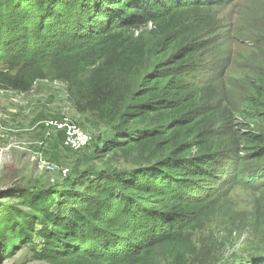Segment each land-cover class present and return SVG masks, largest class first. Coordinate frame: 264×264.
<instances>
[{
    "label": "trees",
    "instance_id": "trees-1",
    "mask_svg": "<svg viewBox=\"0 0 264 264\" xmlns=\"http://www.w3.org/2000/svg\"><path fill=\"white\" fill-rule=\"evenodd\" d=\"M227 1L0 0V91L63 82L77 114L116 128L105 152L147 163L55 205L39 234L49 264H190L215 190L264 178V20L244 73L224 79L211 8ZM257 192L264 226V183Z\"/></svg>",
    "mask_w": 264,
    "mask_h": 264
},
{
    "label": "rangeland",
    "instance_id": "rangeland-1",
    "mask_svg": "<svg viewBox=\"0 0 264 264\" xmlns=\"http://www.w3.org/2000/svg\"><path fill=\"white\" fill-rule=\"evenodd\" d=\"M211 16L217 23L214 33L222 37L219 42L231 58L224 79H239L244 59L254 52L250 36L261 33L264 0L218 3ZM142 32L151 44L155 42L151 28ZM65 118L91 134L90 147L73 151L65 147L63 133L45 125ZM115 133L116 128L77 114L63 82H38L28 95L0 91V264H49L45 239L39 234L52 228L53 214L60 215L55 205L66 203L71 210L82 196L93 195V184L147 164L105 152L103 141L115 138ZM248 181L254 185L231 183L215 190L194 234L199 252L190 264H242L250 257H262L264 226L255 218V204L262 200L263 192L257 188L264 178ZM26 188L44 194L37 199L15 192Z\"/></svg>",
    "mask_w": 264,
    "mask_h": 264
},
{
    "label": "built area",
    "instance_id": "built-area-1",
    "mask_svg": "<svg viewBox=\"0 0 264 264\" xmlns=\"http://www.w3.org/2000/svg\"><path fill=\"white\" fill-rule=\"evenodd\" d=\"M47 127L52 128L56 132L63 133L65 137L64 145L65 147L73 150H84L90 147V144L93 141V137L90 133L83 130L77 123L70 119H53L45 124ZM108 140V139H105ZM103 141L107 143L108 141ZM59 170H57L58 172ZM63 176H66L68 173L61 171Z\"/></svg>",
    "mask_w": 264,
    "mask_h": 264
}]
</instances>
